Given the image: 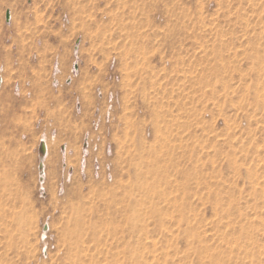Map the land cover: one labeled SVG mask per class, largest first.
Returning a JSON list of instances; mask_svg holds the SVG:
<instances>
[{"label": "rangeland", "instance_id": "rangeland-1", "mask_svg": "<svg viewBox=\"0 0 264 264\" xmlns=\"http://www.w3.org/2000/svg\"><path fill=\"white\" fill-rule=\"evenodd\" d=\"M0 264H264V0H0Z\"/></svg>", "mask_w": 264, "mask_h": 264}, {"label": "built area", "instance_id": "built-area-1", "mask_svg": "<svg viewBox=\"0 0 264 264\" xmlns=\"http://www.w3.org/2000/svg\"><path fill=\"white\" fill-rule=\"evenodd\" d=\"M76 48H78V47H76ZM75 48V49H76ZM77 50V49H76ZM77 65H75V68H77L76 67ZM45 145H42V149H44L45 150V147H44ZM44 165H43V163L41 162L40 163V177H41V179H43V175H44ZM45 229H48V226L47 225H45Z\"/></svg>", "mask_w": 264, "mask_h": 264}, {"label": "crops", "instance_id": "crops-1", "mask_svg": "<svg viewBox=\"0 0 264 264\" xmlns=\"http://www.w3.org/2000/svg\"><path fill=\"white\" fill-rule=\"evenodd\" d=\"M8 37V36H7ZM9 40V39H8Z\"/></svg>", "mask_w": 264, "mask_h": 264}]
</instances>
